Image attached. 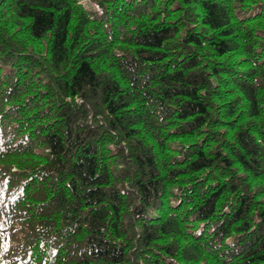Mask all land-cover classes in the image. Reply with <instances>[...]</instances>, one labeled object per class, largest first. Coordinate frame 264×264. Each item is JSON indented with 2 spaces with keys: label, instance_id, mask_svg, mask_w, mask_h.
Returning a JSON list of instances; mask_svg holds the SVG:
<instances>
[{
  "label": "trees",
  "instance_id": "16d2710c",
  "mask_svg": "<svg viewBox=\"0 0 264 264\" xmlns=\"http://www.w3.org/2000/svg\"><path fill=\"white\" fill-rule=\"evenodd\" d=\"M0 264H264V0H0Z\"/></svg>",
  "mask_w": 264,
  "mask_h": 264
}]
</instances>
